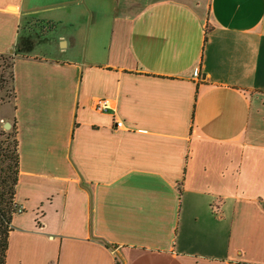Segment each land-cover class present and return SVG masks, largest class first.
I'll list each match as a JSON object with an SVG mask.
<instances>
[{
  "label": "crops",
  "instance_id": "1",
  "mask_svg": "<svg viewBox=\"0 0 264 264\" xmlns=\"http://www.w3.org/2000/svg\"><path fill=\"white\" fill-rule=\"evenodd\" d=\"M2 53L6 264H264V0H0Z\"/></svg>",
  "mask_w": 264,
  "mask_h": 264
},
{
  "label": "trees",
  "instance_id": "2",
  "mask_svg": "<svg viewBox=\"0 0 264 264\" xmlns=\"http://www.w3.org/2000/svg\"><path fill=\"white\" fill-rule=\"evenodd\" d=\"M55 25L45 29L41 27V34H46L54 29ZM0 91L6 89L9 82L12 83V94L15 95L13 88L14 79V58L12 54H0ZM11 69L8 78L5 76V65ZM12 130L3 131L0 135V264H6L7 251L9 247V237L13 230V218L17 212L25 209L17 202V185L20 174V151L18 140V128L13 123Z\"/></svg>",
  "mask_w": 264,
  "mask_h": 264
},
{
  "label": "rangeland",
  "instance_id": "3",
  "mask_svg": "<svg viewBox=\"0 0 264 264\" xmlns=\"http://www.w3.org/2000/svg\"><path fill=\"white\" fill-rule=\"evenodd\" d=\"M40 44H43V43H40ZM54 48L56 49L57 48V43H55L54 44ZM0 62H1V64H2V60H1V58H0ZM5 76L7 77V79H9L8 78V73L10 72V68L8 67V65L6 64L5 65ZM7 87H6V89H4L2 92L0 91V116L2 115V114H4V112H11V106L10 105H6L5 103H7V102H9V101H12L13 100V94H12V91H11V89H12V83L11 82H9V80H8V84L6 85ZM12 122V121H11ZM14 123V120H13V122H12V124ZM4 124H5V121L3 120V121H0V134L3 132V131H10V130H12V128L13 127H11V129H5V127H4ZM1 136V135H0ZM2 137V136H1ZM0 137V138H1ZM19 197H21V194H20V196ZM27 204L26 205H23L22 207H27L29 210H32L33 208H34V206L36 205V203H37V198H33V199H31L30 201H27L26 202Z\"/></svg>",
  "mask_w": 264,
  "mask_h": 264
},
{
  "label": "built area",
  "instance_id": "4",
  "mask_svg": "<svg viewBox=\"0 0 264 264\" xmlns=\"http://www.w3.org/2000/svg\"><path fill=\"white\" fill-rule=\"evenodd\" d=\"M94 107L97 111L105 112L110 109V102L106 98H99L96 100ZM117 125L121 127L123 125V122L121 120L117 121Z\"/></svg>",
  "mask_w": 264,
  "mask_h": 264
},
{
  "label": "water",
  "instance_id": "5",
  "mask_svg": "<svg viewBox=\"0 0 264 264\" xmlns=\"http://www.w3.org/2000/svg\"><path fill=\"white\" fill-rule=\"evenodd\" d=\"M4 127H5V129H11V127H12V123L10 122V121H7V122H5V124H4Z\"/></svg>",
  "mask_w": 264,
  "mask_h": 264
}]
</instances>
